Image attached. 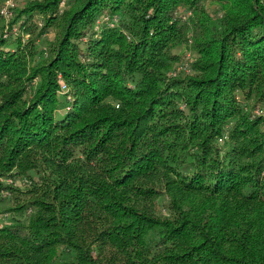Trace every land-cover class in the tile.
Masks as SVG:
<instances>
[{"label":"trees","instance_id":"16d2710c","mask_svg":"<svg viewBox=\"0 0 264 264\" xmlns=\"http://www.w3.org/2000/svg\"><path fill=\"white\" fill-rule=\"evenodd\" d=\"M61 2L0 36V264H264V0Z\"/></svg>","mask_w":264,"mask_h":264},{"label":"rangeland","instance_id":"374dc122","mask_svg":"<svg viewBox=\"0 0 264 264\" xmlns=\"http://www.w3.org/2000/svg\"><path fill=\"white\" fill-rule=\"evenodd\" d=\"M28 0H22L20 4L16 5L13 8L12 14L9 16L3 15L0 12V36L8 37V39L13 43V36L15 35H23V38L26 40L31 35H39L41 28L43 26L42 14L36 13L34 15V25L29 29H20L19 23H13L12 19L16 16V14L20 11L23 5H26ZM3 0H0V7L2 5ZM25 3V4H24ZM62 8L65 7V0L61 2ZM207 12L212 17L222 16V12L217 9L216 3L212 2L211 4L206 3ZM185 17V16H184ZM31 30V32H30ZM29 31V32H28ZM33 31V32H32ZM56 30L51 29L47 32H43L39 37L38 43L44 47V58L47 59L51 57L49 47L52 46L54 41H56ZM186 41L183 42L182 46H177L176 51L179 53V57L177 58L174 68L172 70L173 74L177 75H192L194 70L191 69V63L198 57L196 51L194 49V26L192 25L191 29L188 30V34L186 36ZM14 44H12L13 46ZM39 78L36 76L31 79L30 82L25 83L24 90L30 89L37 86L39 84ZM64 83L66 81L62 77L60 79V85L62 91H68V86L64 87ZM67 84V83H66ZM256 111L260 112V108H256ZM31 184V181L28 177H20V174H9L3 175L0 172V222L1 224L10 223V219L14 216H18V213L13 209L16 202L14 201V194L11 191H14L15 188H22V190L28 188Z\"/></svg>","mask_w":264,"mask_h":264},{"label":"built area","instance_id":"2783aa9c","mask_svg":"<svg viewBox=\"0 0 264 264\" xmlns=\"http://www.w3.org/2000/svg\"><path fill=\"white\" fill-rule=\"evenodd\" d=\"M19 1L20 0H4L0 7V12L3 15L9 16L10 14H12L13 8L18 4Z\"/></svg>","mask_w":264,"mask_h":264}]
</instances>
